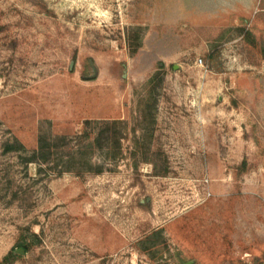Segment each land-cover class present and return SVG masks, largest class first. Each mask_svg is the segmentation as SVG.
<instances>
[{
	"label": "rangeland",
	"instance_id": "obj_1",
	"mask_svg": "<svg viewBox=\"0 0 264 264\" xmlns=\"http://www.w3.org/2000/svg\"><path fill=\"white\" fill-rule=\"evenodd\" d=\"M212 5L0 0V261L264 264V11Z\"/></svg>",
	"mask_w": 264,
	"mask_h": 264
},
{
	"label": "trees",
	"instance_id": "obj_2",
	"mask_svg": "<svg viewBox=\"0 0 264 264\" xmlns=\"http://www.w3.org/2000/svg\"><path fill=\"white\" fill-rule=\"evenodd\" d=\"M109 132L107 128L101 129V131L98 133V135L94 138V141L89 145L90 148L94 147H103L104 140L109 139ZM58 146L57 143L51 142L46 136H40L38 140L37 147L33 150L32 155L28 159L29 161H36L39 164L40 163H46L50 161L53 155V149ZM8 149H15L12 146H8ZM95 172H100V167L94 170ZM20 248H24L25 251H27V246L23 243H20ZM12 255H15L14 251H10L6 257H4V260L0 261V264H4V262Z\"/></svg>",
	"mask_w": 264,
	"mask_h": 264
},
{
	"label": "crops",
	"instance_id": "obj_3",
	"mask_svg": "<svg viewBox=\"0 0 264 264\" xmlns=\"http://www.w3.org/2000/svg\"><path fill=\"white\" fill-rule=\"evenodd\" d=\"M228 1H231V0H212L213 5L212 7H210V11H213V12H224L225 11L226 12L228 10H231L232 7L228 9L226 6ZM260 1L262 0H259V2ZM233 2L236 3V7L235 9L233 7V10H235V12L237 11L239 17L241 18H248L249 16H251L253 12L258 13L262 11V9L264 11V8L258 5L259 4L258 0H233ZM219 16H222V15H219Z\"/></svg>",
	"mask_w": 264,
	"mask_h": 264
},
{
	"label": "water",
	"instance_id": "obj_4",
	"mask_svg": "<svg viewBox=\"0 0 264 264\" xmlns=\"http://www.w3.org/2000/svg\"><path fill=\"white\" fill-rule=\"evenodd\" d=\"M95 75V74H94ZM19 253H24L25 252V250H24V248H19L18 250H17ZM184 264H191L190 262H187V263H184Z\"/></svg>",
	"mask_w": 264,
	"mask_h": 264
},
{
	"label": "built area",
	"instance_id": "obj_5",
	"mask_svg": "<svg viewBox=\"0 0 264 264\" xmlns=\"http://www.w3.org/2000/svg\"><path fill=\"white\" fill-rule=\"evenodd\" d=\"M197 63H198L199 65H203V60L200 58V59L197 60Z\"/></svg>",
	"mask_w": 264,
	"mask_h": 264
}]
</instances>
